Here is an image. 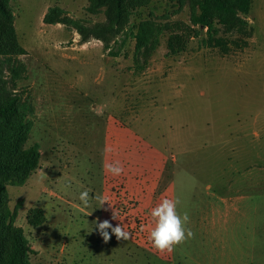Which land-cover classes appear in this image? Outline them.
<instances>
[{"label":"rangeland","instance_id":"1","mask_svg":"<svg viewBox=\"0 0 264 264\" xmlns=\"http://www.w3.org/2000/svg\"><path fill=\"white\" fill-rule=\"evenodd\" d=\"M124 3L115 24L110 5L90 10V0L8 2L24 53L0 55L1 98H17L27 123L18 146L36 144L40 156L23 185H5L0 207L21 205L14 225L35 251L30 263L264 264V0H251L247 45L227 53L202 45L204 32L188 36L197 28L192 0ZM53 6L82 21L87 37L72 24H45ZM145 20L153 38L137 50L130 31ZM173 33L185 36L177 54L167 49ZM17 121L0 119V161L11 167ZM116 160L134 190L106 172ZM8 175L0 171V181ZM106 185L111 207L78 199L85 190L108 198ZM164 198L179 200L194 233L171 253L149 240L151 209ZM33 207L46 216L37 227L26 220ZM214 207L230 218L204 219ZM103 220L129 238L105 242L93 223Z\"/></svg>","mask_w":264,"mask_h":264},{"label":"trees","instance_id":"2","mask_svg":"<svg viewBox=\"0 0 264 264\" xmlns=\"http://www.w3.org/2000/svg\"><path fill=\"white\" fill-rule=\"evenodd\" d=\"M9 1L11 0H0V20L3 22V26L0 28V55L4 56L24 53V48L19 44L16 36L13 13L8 6ZM103 5L111 6V20L113 23L119 24L126 10L124 0H90L89 9L95 10ZM250 5L251 0H192L190 19L197 28L191 30L188 36L199 37L204 32L205 35L200 38V43L206 47H218L224 53L229 51L230 45L233 47L246 46L247 39L253 33L246 19ZM42 21L45 24H72L80 30L82 37H87V34H83V26H80L82 21L70 18L68 13L58 6L49 7ZM136 27L137 31H130V36L135 39L138 50L150 43L151 37L153 38L154 27L148 20L140 22ZM107 30L108 28L101 26L92 28V32H105ZM228 35H235V37L229 40ZM184 37V35L177 33L171 34L167 40L168 52L177 54L181 51L185 44ZM104 47L108 48L106 45ZM111 55L115 54L111 52ZM14 73H16L15 69ZM15 118H18L17 125L18 130H20L15 136L17 139L15 150L19 151L20 157L14 163V168L0 161L1 172L12 169V173L15 174L11 178V175H8L4 179L5 181H0V199L6 192V184L23 185L26 182L31 173L37 169L40 156L36 144L23 149H20V145L18 146V143L22 144L26 141L25 114L20 111L15 96L6 99L1 98L0 88V119L10 122ZM20 207L21 205H16L12 211L8 207H0V264H31L30 255L35 251L30 247L22 229L14 225ZM26 220L31 227L39 226L46 221L44 210L40 207L29 209L26 213Z\"/></svg>","mask_w":264,"mask_h":264},{"label":"clouds","instance_id":"3","mask_svg":"<svg viewBox=\"0 0 264 264\" xmlns=\"http://www.w3.org/2000/svg\"><path fill=\"white\" fill-rule=\"evenodd\" d=\"M104 168L107 173L113 176H120L124 171L119 160L106 163ZM44 176H46L45 173ZM41 179H43V176ZM78 199L86 208L91 206L92 199H95L98 207L102 206L105 202L110 206L107 197L100 195L91 197L88 190L80 192ZM178 204L179 200L177 199L164 198L151 209L150 216L152 217L154 226L149 232V240L152 246L161 253H171L177 245L192 238L194 235L192 230L187 227V224L190 222L189 214L184 212L181 215L177 211ZM112 218L117 219L114 212ZM93 223H95L96 230L105 242L110 240L111 234H114L117 240H127L129 238V232L122 227L121 223L116 226H113L108 220H103L99 223L94 221Z\"/></svg>","mask_w":264,"mask_h":264},{"label":"crops","instance_id":"4","mask_svg":"<svg viewBox=\"0 0 264 264\" xmlns=\"http://www.w3.org/2000/svg\"><path fill=\"white\" fill-rule=\"evenodd\" d=\"M118 177L120 179L122 178V180H123L122 183L126 187H128V190H134L132 184L135 185V183H131L130 182L131 180H134L133 178H131L130 180L126 181V173H124V171ZM208 188H210V187L208 186ZM110 191H111L110 188H107V185H106L105 192L107 193L108 200H114L111 197V192ZM135 200H156V198L154 199L151 195H146V196H143V197L141 195V196L137 197V199H135ZM223 218H230V214L227 213V212L223 213L221 210H219V208H216V207H214L212 209L210 208L207 212L205 211V213H204V219H206L207 221H210V222H212L214 224L219 222Z\"/></svg>","mask_w":264,"mask_h":264}]
</instances>
